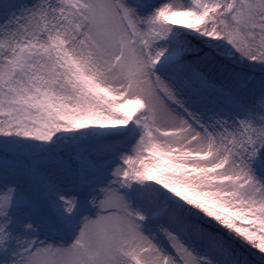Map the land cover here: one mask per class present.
<instances>
[{
    "label": "snow or ice",
    "instance_id": "snow-or-ice-1",
    "mask_svg": "<svg viewBox=\"0 0 264 264\" xmlns=\"http://www.w3.org/2000/svg\"><path fill=\"white\" fill-rule=\"evenodd\" d=\"M0 264H264V0H0Z\"/></svg>",
    "mask_w": 264,
    "mask_h": 264
}]
</instances>
